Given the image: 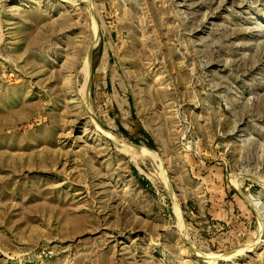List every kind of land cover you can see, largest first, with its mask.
<instances>
[{"label":"rangeland","instance_id":"374dc122","mask_svg":"<svg viewBox=\"0 0 264 264\" xmlns=\"http://www.w3.org/2000/svg\"><path fill=\"white\" fill-rule=\"evenodd\" d=\"M213 257L264 264V0H0V264Z\"/></svg>","mask_w":264,"mask_h":264},{"label":"bare ground","instance_id":"6f19581e","mask_svg":"<svg viewBox=\"0 0 264 264\" xmlns=\"http://www.w3.org/2000/svg\"><path fill=\"white\" fill-rule=\"evenodd\" d=\"M96 31V30H95ZM87 64H89V63H87ZM85 66H86V64H85ZM87 67V66H86ZM85 70H86V68H85ZM85 73V72H84ZM86 74V73H85ZM89 74H90V72H89ZM89 74L87 75V79H86V84H88V82H89ZM85 77V76H84ZM86 87H89L88 85L86 86ZM87 90H88V88H87ZM86 90V91H87ZM72 92H74L73 91V89L70 87L69 88V90H68V93H72ZM83 92H84V90H83ZM82 92V93H83ZM84 95V94H83ZM71 101H69V103H70ZM113 139H114V137H112ZM125 144V143H124ZM127 145V144H126ZM125 146V145H124ZM129 146H127V148H128ZM133 150H134V148H133ZM141 152L143 153V155L145 154V151L143 152L142 150H141ZM146 154H148V153H146ZM152 154V153H151ZM150 154V155H151ZM149 155V156H150ZM236 183H238V181L236 182ZM238 186H240V185H238ZM179 212V211H178ZM213 258H215V259H211V260H204L203 261V264H217V261H216V259H217V257H213Z\"/></svg>","mask_w":264,"mask_h":264},{"label":"water","instance_id":"95a60500","mask_svg":"<svg viewBox=\"0 0 264 264\" xmlns=\"http://www.w3.org/2000/svg\"><path fill=\"white\" fill-rule=\"evenodd\" d=\"M135 147H137L138 149H140V148H142V147H140V146H137V145H134Z\"/></svg>","mask_w":264,"mask_h":264}]
</instances>
